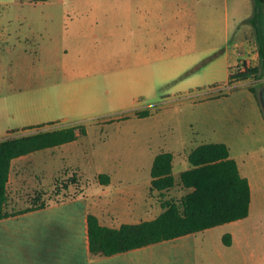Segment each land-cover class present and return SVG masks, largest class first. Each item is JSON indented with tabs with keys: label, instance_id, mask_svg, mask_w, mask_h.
Listing matches in <instances>:
<instances>
[{
	"label": "rangeland",
	"instance_id": "1",
	"mask_svg": "<svg viewBox=\"0 0 264 264\" xmlns=\"http://www.w3.org/2000/svg\"><path fill=\"white\" fill-rule=\"evenodd\" d=\"M252 8L253 0H0V140L78 123L91 127L79 144L83 152L74 155L77 165L66 159L43 167L14 162L11 195L50 189L56 176L65 180L66 171H76L86 195L94 194L104 187L95 172L110 169L106 197L122 203L124 189L131 187V202L143 206L147 199V205L159 209L157 192L148 195L147 168L135 162L134 149L117 141L121 131L111 122L124 120L123 112L148 110L147 118L132 117L125 124L139 127L141 142L153 148L172 137L195 134L186 128L188 122L193 123L190 132L203 130L207 139L211 121L199 122L197 109H227L230 104L223 96L245 86L258 94L264 85V77L236 76L239 72L233 80L243 84L230 83L224 56L235 49L250 66L256 64L257 43L247 22ZM201 98L209 101L190 105ZM71 105L77 107L70 111ZM230 121L226 118L218 126ZM178 155L176 183L164 197L180 198L187 191L179 173L188 161ZM132 166L138 167L134 178L120 180L119 170ZM227 229L222 224L198 233L197 255L190 259L187 250L177 262L264 264V228L259 222L247 238L241 232L232 247L222 240ZM230 229L237 235L239 226ZM164 258L168 256H158Z\"/></svg>",
	"mask_w": 264,
	"mask_h": 264
},
{
	"label": "crops",
	"instance_id": "2",
	"mask_svg": "<svg viewBox=\"0 0 264 264\" xmlns=\"http://www.w3.org/2000/svg\"><path fill=\"white\" fill-rule=\"evenodd\" d=\"M227 38L228 35L226 37L228 41ZM233 55H235V60ZM224 56L228 60L229 75L230 67L234 64L236 58L240 57V52L235 49H232L231 52L227 50ZM230 83L243 84L240 79L233 80ZM223 97L228 99L229 108H218V110L207 112H203L201 109L195 111L196 119L199 122L211 121L208 134L205 136L207 139L202 137L204 135L203 130L197 129L190 132L193 123L188 122L186 128L190 134H195L191 136L178 135L172 137L170 141H166L163 147L153 148L148 143L146 144L147 141L141 142L142 132L139 127L125 124L133 119L132 117L145 119L149 115L138 117L134 113L124 114L126 112H123L122 115H126L123 118L124 120L111 123L116 124L118 132L121 131V135L116 137L117 141L125 143L126 148L131 147L134 149L137 153L134 155L135 162L147 168L149 174L147 191L151 181L150 169L153 159L161 150L172 152L174 167L177 154L187 161L188 152L202 142H223L228 145L231 157L236 160L241 175L247 178L250 186V204L247 216L223 223V225L229 227L225 232L231 234L230 245L232 247L241 232H244L245 237L246 234L251 235V228L258 222L264 228V114L259 100L247 86L240 88L237 92H230ZM217 99L220 100L221 98ZM204 101L209 100H205V98L198 101L192 100L190 105L198 107ZM75 107L71 105L68 110L73 111ZM226 118L231 120L230 125L219 127L218 124L224 122ZM173 127L174 124L170 127L172 129L171 136L175 133ZM85 130V134H79L72 141L39 149L12 159L11 168L14 162H18L21 167L26 164L43 167L49 164L58 165L59 161L64 159L70 160L73 165L79 164L77 160L75 161L74 155L81 153L83 150L84 147L79 145L81 144L80 141L90 133L91 127L85 125ZM178 143L182 144L180 149H176ZM30 159L36 161L32 162ZM187 167H189V164L184 169ZM106 171L110 172L111 180L107 185L109 186L113 178L110 169H102L95 173ZM137 173V166L123 167L119 170L120 180L132 179L134 177L131 176H135ZM18 182L19 177L16 185H18ZM103 186L94 194H85L1 218L0 264H179L176 258H181L187 250L190 252V259H192V255H197V234L215 227L161 240L112 255L92 258L88 248V212L94 213L102 224L118 226L121 223H135L142 219L153 218L161 211V207L155 209L153 204L147 205V199H144L143 206H137V203L131 202L129 199L134 196L131 187L130 189L127 187L124 189V196L126 197L124 202L112 201L110 195L106 197L110 190L105 187L106 185ZM89 196H91L92 205ZM144 196L146 195L144 194ZM155 202L157 203L156 199ZM234 225L239 226L237 235L230 229ZM157 248H159V253L156 251ZM166 255L168 258L158 259V256ZM172 261L176 263H172ZM185 264H197V261H194V263L185 262Z\"/></svg>",
	"mask_w": 264,
	"mask_h": 264
},
{
	"label": "trees",
	"instance_id": "3",
	"mask_svg": "<svg viewBox=\"0 0 264 264\" xmlns=\"http://www.w3.org/2000/svg\"><path fill=\"white\" fill-rule=\"evenodd\" d=\"M247 22L254 30L257 62L254 66H247L236 76L253 75L262 78L264 77V0H253L252 13L247 17ZM228 77L232 81L234 75L230 72ZM249 89L257 94L253 86ZM256 96L259 100V95ZM261 109L264 114L262 106ZM135 114L143 117L149 115V111L137 110ZM85 133V125L78 123L54 129H41L0 140V219L86 194V188L82 186L76 171L70 175L66 171L65 180L56 176L50 189L35 188L30 194H24L26 198L20 196L18 191L11 195L8 189L12 159L72 141L79 134ZM172 159V152L161 150L155 155L151 165L148 195L154 197L156 191L161 207V211L155 217L135 223L108 226L102 224L94 213L88 212V248L92 258L204 231L247 216L250 204L249 182L241 175L227 144L202 142L188 152L189 167L179 173V181L187 191L180 198L164 197L165 192L173 188L176 183ZM95 178L101 185L109 184L111 180L108 172L96 173ZM71 186L73 191L70 189ZM18 199L21 201L25 199L24 203H19ZM222 240L225 245H230L231 234L225 232Z\"/></svg>",
	"mask_w": 264,
	"mask_h": 264
},
{
	"label": "built area",
	"instance_id": "4",
	"mask_svg": "<svg viewBox=\"0 0 264 264\" xmlns=\"http://www.w3.org/2000/svg\"><path fill=\"white\" fill-rule=\"evenodd\" d=\"M247 66H249L248 60H244L239 57L236 59L234 64L231 66L235 68L234 72H231V73L234 75V73L236 72L244 71Z\"/></svg>",
	"mask_w": 264,
	"mask_h": 264
},
{
	"label": "water",
	"instance_id": "5",
	"mask_svg": "<svg viewBox=\"0 0 264 264\" xmlns=\"http://www.w3.org/2000/svg\"><path fill=\"white\" fill-rule=\"evenodd\" d=\"M260 104L264 110V85H262L258 90Z\"/></svg>",
	"mask_w": 264,
	"mask_h": 264
}]
</instances>
